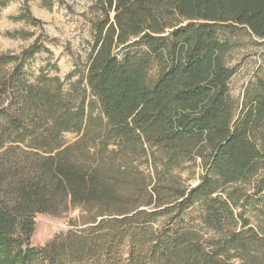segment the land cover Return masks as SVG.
Returning a JSON list of instances; mask_svg holds the SVG:
<instances>
[{"label": "trees", "instance_id": "1", "mask_svg": "<svg viewBox=\"0 0 264 264\" xmlns=\"http://www.w3.org/2000/svg\"><path fill=\"white\" fill-rule=\"evenodd\" d=\"M91 10L89 58L66 78L27 72L51 54L39 39L0 53V264H264V67L241 101L227 64L244 35L264 65V0ZM77 210L33 245L38 215Z\"/></svg>", "mask_w": 264, "mask_h": 264}, {"label": "rangeland", "instance_id": "2", "mask_svg": "<svg viewBox=\"0 0 264 264\" xmlns=\"http://www.w3.org/2000/svg\"><path fill=\"white\" fill-rule=\"evenodd\" d=\"M95 0H12L0 11V53H19L33 45L39 39L51 54L40 53L28 64L27 72L38 74L41 68L49 63L57 64L59 75L66 78L77 69H82L89 58L92 42V10ZM32 12L42 22L34 27L25 22H17L23 9ZM28 31L34 34L28 40L8 37L9 33ZM236 48L228 57L227 64L236 69L231 80V93L238 100L243 99L245 88L264 65L261 58L262 47L256 46L247 36L241 35L235 40ZM50 72L54 73L51 68ZM72 141L75 136L66 135ZM81 212L70 211L60 216L38 215L37 228L33 237V245L43 247L56 235L64 234L71 229L73 223H79Z\"/></svg>", "mask_w": 264, "mask_h": 264}]
</instances>
